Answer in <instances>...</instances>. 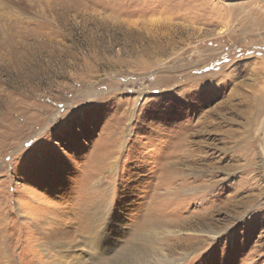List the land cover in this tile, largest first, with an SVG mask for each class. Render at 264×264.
Segmentation results:
<instances>
[{
	"label": "rangeland",
	"instance_id": "rangeland-1",
	"mask_svg": "<svg viewBox=\"0 0 264 264\" xmlns=\"http://www.w3.org/2000/svg\"><path fill=\"white\" fill-rule=\"evenodd\" d=\"M263 159L264 0H0V264H264Z\"/></svg>",
	"mask_w": 264,
	"mask_h": 264
},
{
	"label": "bare ground",
	"instance_id": "bare-ground-1",
	"mask_svg": "<svg viewBox=\"0 0 264 264\" xmlns=\"http://www.w3.org/2000/svg\"><path fill=\"white\" fill-rule=\"evenodd\" d=\"M107 206V205H106ZM101 207V206H100ZM97 211V214L99 212H102L103 214H107L108 213V210L104 208H97L96 209ZM96 216V215H95ZM94 216V217H95ZM99 217H95L93 218L94 220V225H93V228L89 231V232H85L82 236H83V243L85 244L86 246V250L87 252H89L90 254L92 255H96L97 257L100 255V251L103 250L102 246L96 241L95 239V236L96 235H100L102 238H104V240L106 241V243L108 244V239H106L105 237L107 236V233L104 231V226H105V220H107L106 217H100V215H98ZM103 216V215H102ZM110 216V215H109ZM112 219V218H111ZM111 221V220H110ZM92 222V221H91ZM90 222V223H91ZM116 226V228H115ZM119 227H121V225L117 222V223H114V230L117 231L116 229ZM84 232V230H83ZM56 245H61L62 248L61 250L59 251V253L61 254V258L62 260H60L58 257L55 259V260H58L59 262H57L56 264H79V262L81 260H79V257L78 259L73 257L71 258L69 261L66 260L67 258V254L65 252V246H66V243H59L57 242ZM69 248L67 247V250ZM160 255V254H159ZM157 257V256H156ZM97 259V258H96ZM160 261V259L157 258V261ZM159 263V262H158ZM46 264V263H45Z\"/></svg>",
	"mask_w": 264,
	"mask_h": 264
},
{
	"label": "water",
	"instance_id": "water-1",
	"mask_svg": "<svg viewBox=\"0 0 264 264\" xmlns=\"http://www.w3.org/2000/svg\"><path fill=\"white\" fill-rule=\"evenodd\" d=\"M263 163H264V159H263Z\"/></svg>",
	"mask_w": 264,
	"mask_h": 264
}]
</instances>
